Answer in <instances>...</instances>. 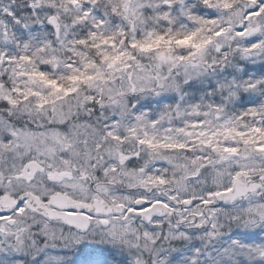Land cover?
<instances>
[{
	"label": "snow or ice",
	"instance_id": "1",
	"mask_svg": "<svg viewBox=\"0 0 264 264\" xmlns=\"http://www.w3.org/2000/svg\"><path fill=\"white\" fill-rule=\"evenodd\" d=\"M0 264H264V0H0Z\"/></svg>",
	"mask_w": 264,
	"mask_h": 264
}]
</instances>
